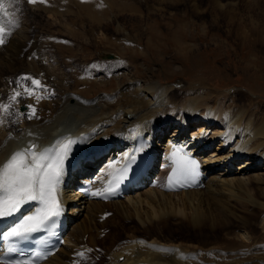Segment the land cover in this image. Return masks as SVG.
Masks as SVG:
<instances>
[{
	"label": "bare ground",
	"instance_id": "obj_1",
	"mask_svg": "<svg viewBox=\"0 0 264 264\" xmlns=\"http://www.w3.org/2000/svg\"><path fill=\"white\" fill-rule=\"evenodd\" d=\"M4 1L10 0H0V29L4 38L0 49V167L14 153L26 150L40 153L72 141L61 185H70L69 179L75 178L77 171L70 172L69 178L65 175L78 164L79 157L84 160L90 152L97 154L105 148L111 149L112 156L96 169L99 174L93 175L97 188L108 183L128 158L138 161L153 154L159 159L163 174L161 186L159 176L151 186L150 182L135 194L110 202L85 197L75 188L65 191L62 200L70 208L66 243L43 264H81L83 260L87 264H264V244L257 246L254 241L244 250H236L235 255L226 251L225 257L217 245L195 246L158 236L148 239L142 234L158 224L170 229L168 220L173 217H181L183 221L179 224L188 222L195 230H200L204 221L214 229L218 217L237 215L230 211L236 202L264 208V117L254 118L242 105H230L225 92L208 82H189L184 90L181 81L167 86L162 79L137 80L127 74L125 70L129 68L120 61L90 69V77H84L83 82H89L90 89H95L86 94L85 89L80 93L72 91L64 82L59 85L56 80L54 84L49 79L51 74L48 75L51 64L43 63L45 52L37 50L34 44L29 47L25 28L21 25L14 30L18 36L7 33L2 24ZM56 40L60 41L57 37ZM100 40L107 41L109 37L101 36ZM91 43L95 44L93 39ZM70 46V42L62 43L65 51ZM21 51L26 54L19 56ZM30 57L35 60L29 61ZM30 63V68L26 67ZM42 70L57 90L53 94H47V88L28 74L38 75ZM16 74L21 78L13 82L11 76ZM22 85L29 89L28 95ZM21 105L26 106L24 112L18 110ZM34 126L40 128L39 132L27 134L26 129ZM188 147L202 161L203 183L187 191L166 192L165 178L172 152ZM85 167L92 170L89 164ZM156 169L157 174L160 167ZM250 185H254L263 201L254 199ZM105 212H111L112 216L101 221ZM117 217L135 219L141 229L134 227L127 234L128 229L114 221ZM104 226L117 231L110 235ZM122 234L127 235L115 240L116 235ZM86 247H90V252H85Z\"/></svg>",
	"mask_w": 264,
	"mask_h": 264
},
{
	"label": "rangeland",
	"instance_id": "obj_2",
	"mask_svg": "<svg viewBox=\"0 0 264 264\" xmlns=\"http://www.w3.org/2000/svg\"><path fill=\"white\" fill-rule=\"evenodd\" d=\"M4 3L2 24L7 33L16 34L14 30L21 25L25 28L30 38L26 40L29 47L34 44L37 50L46 53L43 57H49L44 58L43 63L51 64L47 73L51 74L49 79L55 81L54 84L64 82L72 91L80 93L85 89L86 94L95 89H90L89 82L88 85L83 82L84 77H90V69L96 65L102 68L105 62L103 66L120 61L129 68L125 70L127 74L137 80L162 79L167 86L181 81L184 90L189 82H208L225 92L223 95L230 105H242L254 118L264 117V0H35V3L10 0ZM46 6L52 15L46 12ZM101 36H108L109 40L101 42ZM56 37L60 39L58 43ZM63 42H70V50L63 49ZM23 54L26 51H21L19 56ZM30 58L29 61L35 60ZM31 64L26 67L30 68ZM51 66L54 68L49 69ZM28 74L47 88V94L57 91L49 83L45 70L38 75ZM53 74L59 75L56 78ZM17 78L20 80V74L11 76L13 82ZM44 81L48 83L43 84ZM23 87L28 95L29 89ZM18 110L24 112L26 106L21 105ZM31 128L26 129L27 134H37L40 130L35 126ZM34 134L32 137L36 136ZM158 176L163 177V174ZM249 189L254 199L262 200L254 185ZM231 206L230 211L237 215L218 217L214 229L204 221V226L195 230L188 222L179 224L183 221L181 217H173L168 220L170 229L158 224L151 231L142 229V234L148 239L158 236L195 246L217 245L225 257L227 252L235 255L244 250L249 242L263 245L264 208L240 202ZM111 216L110 212L107 218ZM114 221L128 229L127 234L134 227L141 229L135 219L117 217ZM104 228L110 235L117 231L110 226ZM127 234L116 235L115 240ZM85 252H90V247ZM81 264L87 263L83 260Z\"/></svg>",
	"mask_w": 264,
	"mask_h": 264
},
{
	"label": "snow or ice",
	"instance_id": "obj_3",
	"mask_svg": "<svg viewBox=\"0 0 264 264\" xmlns=\"http://www.w3.org/2000/svg\"><path fill=\"white\" fill-rule=\"evenodd\" d=\"M30 2L34 3L35 0ZM2 34L3 29H0V43H3ZM33 83L38 84L36 81ZM71 143L69 141L58 151L48 148L40 153L27 150L14 153L0 167V219L15 216L30 201L43 205L36 214L22 216L11 231L6 233L8 237L26 238L44 227L51 217L59 215L54 193L63 176L64 160ZM197 167L195 161L188 159L180 164L181 171L191 175H195Z\"/></svg>",
	"mask_w": 264,
	"mask_h": 264
}]
</instances>
